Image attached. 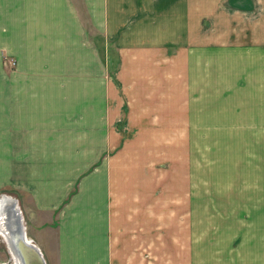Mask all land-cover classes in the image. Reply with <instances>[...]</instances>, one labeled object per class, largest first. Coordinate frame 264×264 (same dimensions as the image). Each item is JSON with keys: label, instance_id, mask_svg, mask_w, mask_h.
<instances>
[{"label": "crops", "instance_id": "1", "mask_svg": "<svg viewBox=\"0 0 264 264\" xmlns=\"http://www.w3.org/2000/svg\"><path fill=\"white\" fill-rule=\"evenodd\" d=\"M238 60L254 72L237 99L226 94ZM209 95L230 99L220 123L252 135L263 166L264 0H0V189L22 183L48 264H264V216L219 217L239 197L264 211V195L246 201L258 175L251 190L186 191L178 206L173 190L113 189L111 125L122 116L139 134L201 133ZM31 165L52 168L35 184Z\"/></svg>", "mask_w": 264, "mask_h": 264}, {"label": "rangeland", "instance_id": "2", "mask_svg": "<svg viewBox=\"0 0 264 264\" xmlns=\"http://www.w3.org/2000/svg\"><path fill=\"white\" fill-rule=\"evenodd\" d=\"M238 28H240V24ZM100 41L103 45H106L104 41ZM110 45L111 43L108 42L107 46L111 47ZM105 57L107 56L105 55ZM110 57L111 65L109 75L114 81L120 58L118 54H112ZM206 57L208 61L213 60V55L211 54L206 55ZM9 59L10 57H4L6 64L10 62ZM238 61L239 63L237 64L240 69L237 71V76L235 77L237 82L229 86V91L226 94L230 95L235 93L234 95L237 99L240 98V92L247 91L248 86L245 83L251 81L249 74L254 72L253 69L250 72L249 66L251 65L249 64L247 77L245 67L243 66L242 68V62L240 60ZM11 65H16L13 60L11 61ZM218 90L221 93L222 89L219 88ZM222 100L223 102L215 101L213 95H209L207 98L204 104L205 109H201V113H204L200 119L201 133L139 134L137 130L133 131L129 125L124 123L125 120L121 116L119 118L120 123L118 121V124L111 125V133L114 131L117 132L119 141L111 144V149L107 152L111 165L113 189L142 188L143 190L156 191L165 189L173 190L175 193L174 202L178 206L183 201L184 195H188L185 194L187 193L186 191L211 193L215 189L223 190L229 189L230 187L232 192L237 191L238 193L240 190H247V187H244L245 185H248V189L251 190L250 185L255 180V175H258L260 178L262 177L264 181V165L262 166L260 163L253 164L252 161V135L236 133L233 130L236 128H233L230 124L234 132L233 134L219 133L223 132L224 127H229L228 124L223 125L220 123L223 120L220 115L224 114L228 116L233 114L231 109L222 105L224 102L230 104L226 101L230 99H224L223 97ZM125 139L128 141L126 145H124ZM257 149L263 154L262 147L255 145V150L260 157V151ZM15 154H17V151ZM13 161L16 163V158ZM15 167L16 169H21L18 165ZM46 168L52 167L31 165L28 176L30 182L36 184L43 181ZM95 168L96 165L90 167L88 170L89 173L95 170ZM40 170H42V174ZM260 178L259 187L256 188L260 191L258 193L250 191L249 194H246L250 196L246 201L261 200V196L264 195V187H261ZM12 186L0 189V198L7 195L10 198L17 199L19 202L18 206L21 208L23 216H25L24 222L28 235L31 237L33 236L32 229L30 231L31 223L28 212L26 211L27 208L24 207L23 195L19 190L22 188V183H14ZM211 196L214 195L211 194ZM213 199L222 198L213 197ZM238 200V204L236 205L238 211L236 214L219 215L221 220L234 221L239 224L251 221L261 222L263 220L264 211L260 210L256 212L255 210L254 212H246L245 209L251 206L247 207L245 205L246 203H240V201H245L240 197ZM217 221H219V218ZM238 227L240 228L239 225ZM41 250L42 252L44 251L43 249ZM44 256L46 259L47 256ZM0 264H14L7 241L1 234Z\"/></svg>", "mask_w": 264, "mask_h": 264}, {"label": "bare ground", "instance_id": "3", "mask_svg": "<svg viewBox=\"0 0 264 264\" xmlns=\"http://www.w3.org/2000/svg\"><path fill=\"white\" fill-rule=\"evenodd\" d=\"M26 231V225L24 220H22L16 199L7 195L2 196L0 198V234L7 241L14 264H27L28 262L27 258H24L22 254L23 250L28 248H22L19 245L22 242L27 247H30L31 242L34 243L28 232L26 234ZM37 246L40 248L39 245Z\"/></svg>", "mask_w": 264, "mask_h": 264}, {"label": "water", "instance_id": "4", "mask_svg": "<svg viewBox=\"0 0 264 264\" xmlns=\"http://www.w3.org/2000/svg\"><path fill=\"white\" fill-rule=\"evenodd\" d=\"M17 201V199H16ZM17 203L19 204V202L17 201ZM20 209V213H21V216H22V220H24V216H23V213H22V210L21 208L19 207ZM26 234H27V231H26ZM22 246V248H28V249H25L23 250V257L24 258H27L26 262L27 264H47V261L45 259V256L41 250V248H39L35 242L30 244V247H27L25 244H23L21 242V244H19ZM21 250V249H19ZM12 255V254H11ZM13 258V257H12Z\"/></svg>", "mask_w": 264, "mask_h": 264}]
</instances>
